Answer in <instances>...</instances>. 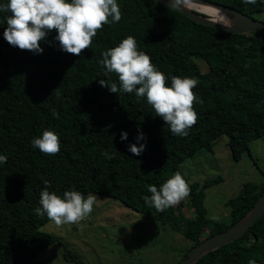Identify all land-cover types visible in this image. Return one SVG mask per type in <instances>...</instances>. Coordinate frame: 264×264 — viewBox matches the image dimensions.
Wrapping results in <instances>:
<instances>
[{
	"label": "trees",
	"instance_id": "obj_1",
	"mask_svg": "<svg viewBox=\"0 0 264 264\" xmlns=\"http://www.w3.org/2000/svg\"><path fill=\"white\" fill-rule=\"evenodd\" d=\"M209 1L253 17L264 11V0L255 5L243 0ZM7 2L0 0V5ZM117 3L121 20L104 25L82 56L60 50L55 31L41 42L42 54L11 46L3 37L10 13L0 12V155L7 156V162L0 164V264H45L34 256L60 240L39 229L49 219L34 211L41 207L44 181L51 185L50 193L61 197L65 191H79L84 197L93 192L154 216L191 241L186 251L239 220L264 191L263 171L260 183H243L227 200L229 220L214 221L206 215L205 189L221 178L188 181L180 170V163L198 149L213 152L214 141L222 134L236 159L248 150L250 141L264 135V35L204 25L154 0ZM128 36L165 74L168 86L173 76L198 80L193 89L198 119L186 137L172 134L146 98L111 93L100 86V79L118 84L115 73L104 75L99 61L104 51ZM195 59H202L206 70ZM46 130L59 137L56 155L47 156L32 146ZM141 131L146 140L139 143L146 148L134 156L128 147L137 143ZM123 132L128 133L125 141ZM103 152L114 158H105ZM176 172L191 190L190 216L182 210V202L157 212L142 199L151 196L149 186L159 189ZM63 247L65 260L86 264ZM249 259L264 264V214L241 237L193 264H247Z\"/></svg>",
	"mask_w": 264,
	"mask_h": 264
},
{
	"label": "clouds",
	"instance_id": "obj_2",
	"mask_svg": "<svg viewBox=\"0 0 264 264\" xmlns=\"http://www.w3.org/2000/svg\"><path fill=\"white\" fill-rule=\"evenodd\" d=\"M190 3L191 0H173L169 7L183 8ZM243 3L255 5L257 0H243ZM0 12L10 13L6 18L4 39L11 46L34 54L43 53L41 42L46 40L50 32L55 31V40L59 42L60 50L82 56L104 25L119 22L122 18L117 0H8L6 4L0 5ZM99 63L105 76L115 73L118 77V84L100 79L101 87L111 93H135L138 98H146L155 117L161 118L175 136L186 137L188 130L197 123L194 104L198 98L193 89L198 85V80L173 76L171 86H168L165 74L157 70L149 55L138 50L134 37L128 36L118 46L104 51ZM52 115L58 118L55 111ZM127 139L128 133L123 132L121 140ZM135 139L137 143L130 144L128 151L134 156H140L146 144L139 142L146 140V137L141 131ZM32 146L47 156L60 152L59 137L49 130L33 139ZM102 155L107 159L114 158L108 152ZM6 162L7 156L0 155V164ZM44 183L45 188L39 200L41 207L34 209L37 215H47L50 221L61 226L78 224L92 213L95 195L90 193L85 198L79 191L72 190L65 191L61 197L55 192H49L51 185L48 181ZM148 191L151 196L142 197L148 207L164 212L186 199L191 190L181 173L176 172L159 189L152 185ZM211 219L219 221V216ZM247 264H257V261L249 259Z\"/></svg>",
	"mask_w": 264,
	"mask_h": 264
},
{
	"label": "rangeland",
	"instance_id": "obj_3",
	"mask_svg": "<svg viewBox=\"0 0 264 264\" xmlns=\"http://www.w3.org/2000/svg\"><path fill=\"white\" fill-rule=\"evenodd\" d=\"M191 6L203 11V5ZM206 15L210 16L207 12ZM254 17L264 21V11ZM195 61L201 70H206L202 59ZM180 170L188 181L202 183L205 179L221 178L205 189L204 205L209 218L219 216V221H228L231 209L227 200L238 194L243 183L262 181L264 135L250 141L248 150L236 159L227 145V135L222 134L214 141L213 152L204 147L198 149L180 163ZM90 193L96 196V202L85 220L61 226L49 220L39 228L56 234L60 240L41 250L34 260L75 264L63 257L66 245L86 264H175L190 246L191 241L168 223L142 215L115 198ZM181 202L182 210L190 216V199Z\"/></svg>",
	"mask_w": 264,
	"mask_h": 264
},
{
	"label": "water",
	"instance_id": "obj_4",
	"mask_svg": "<svg viewBox=\"0 0 264 264\" xmlns=\"http://www.w3.org/2000/svg\"><path fill=\"white\" fill-rule=\"evenodd\" d=\"M160 4L167 5L171 4L173 0H154ZM205 5L216 7L224 12L225 15L232 19V24H225L223 22L215 20L211 16H207L206 13L189 6L183 8L175 6L172 7L179 12L183 13L188 18L209 26H214L219 29L226 30L231 33H249L255 32L264 35V21L258 20L253 16L239 11L233 7L218 4L209 0H191ZM264 214V191L261 193L259 198L253 204V206L232 225L226 229L207 236L201 242L193 245L189 250L185 252L183 257L176 264H193L199 257L205 253L218 248L224 244L232 242L235 239L241 237L249 227L262 215Z\"/></svg>",
	"mask_w": 264,
	"mask_h": 264
},
{
	"label": "bare ground",
	"instance_id": "obj_5",
	"mask_svg": "<svg viewBox=\"0 0 264 264\" xmlns=\"http://www.w3.org/2000/svg\"><path fill=\"white\" fill-rule=\"evenodd\" d=\"M194 4L203 5V9L202 10L204 11V13H206V12H207V14L209 13V15L211 17H213L217 21H220V22H223V23L229 24V25H231L233 23L232 19L230 17L225 15L224 12H222L220 9H218L216 7H212L210 5H205V4H202V3L195 2V1H191L190 5H188V6L192 7L191 5H194ZM193 8H195V7H193ZM198 10H200V9H198Z\"/></svg>",
	"mask_w": 264,
	"mask_h": 264
}]
</instances>
